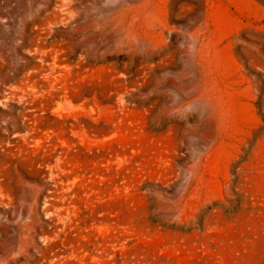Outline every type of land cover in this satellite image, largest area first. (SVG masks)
I'll return each mask as SVG.
<instances>
[{
	"label": "rangeland",
	"instance_id": "1",
	"mask_svg": "<svg viewBox=\"0 0 264 264\" xmlns=\"http://www.w3.org/2000/svg\"><path fill=\"white\" fill-rule=\"evenodd\" d=\"M0 264H264V0H0Z\"/></svg>",
	"mask_w": 264,
	"mask_h": 264
}]
</instances>
